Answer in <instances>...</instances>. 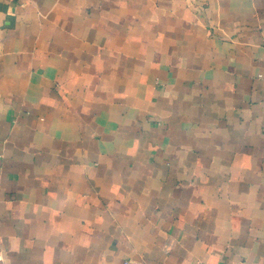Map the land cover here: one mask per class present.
<instances>
[{
	"label": "crops",
	"instance_id": "crops-1",
	"mask_svg": "<svg viewBox=\"0 0 264 264\" xmlns=\"http://www.w3.org/2000/svg\"><path fill=\"white\" fill-rule=\"evenodd\" d=\"M126 260L264 264V0H0V264Z\"/></svg>",
	"mask_w": 264,
	"mask_h": 264
},
{
	"label": "built area",
	"instance_id": "built-area-1",
	"mask_svg": "<svg viewBox=\"0 0 264 264\" xmlns=\"http://www.w3.org/2000/svg\"><path fill=\"white\" fill-rule=\"evenodd\" d=\"M173 246H174V241L173 240L169 241L164 247L165 252L169 253L172 250ZM124 264H139V263H136L135 261L132 260H126ZM162 264H166V263H162ZM239 264H249V263L247 261H243Z\"/></svg>",
	"mask_w": 264,
	"mask_h": 264
}]
</instances>
